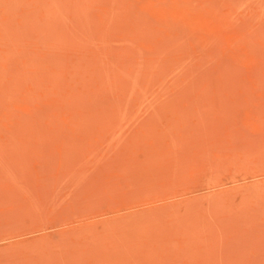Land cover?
<instances>
[{
  "label": "rangeland",
  "instance_id": "374dc122",
  "mask_svg": "<svg viewBox=\"0 0 264 264\" xmlns=\"http://www.w3.org/2000/svg\"><path fill=\"white\" fill-rule=\"evenodd\" d=\"M0 264H264V0H0Z\"/></svg>",
  "mask_w": 264,
  "mask_h": 264
}]
</instances>
